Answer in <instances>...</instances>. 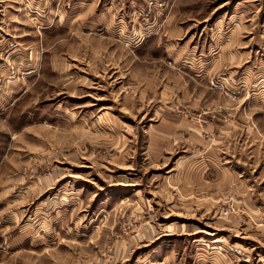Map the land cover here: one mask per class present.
<instances>
[{"label":"rangeland","instance_id":"374dc122","mask_svg":"<svg viewBox=\"0 0 264 264\" xmlns=\"http://www.w3.org/2000/svg\"><path fill=\"white\" fill-rule=\"evenodd\" d=\"M4 94L0 264H264V0H0Z\"/></svg>","mask_w":264,"mask_h":264},{"label":"crops","instance_id":"0c3cea01","mask_svg":"<svg viewBox=\"0 0 264 264\" xmlns=\"http://www.w3.org/2000/svg\"><path fill=\"white\" fill-rule=\"evenodd\" d=\"M192 52H195V49ZM191 61L192 60L191 59H188V58L183 59L182 60L183 67H188L189 68V67L194 66V63H192ZM201 65H204V64L201 63ZM10 101H11V98L9 97V95L4 94V95H1L0 96V116H4L3 113L9 109V107H10ZM1 160L2 159H0V163H1Z\"/></svg>","mask_w":264,"mask_h":264},{"label":"built area","instance_id":"2783aa9c","mask_svg":"<svg viewBox=\"0 0 264 264\" xmlns=\"http://www.w3.org/2000/svg\"><path fill=\"white\" fill-rule=\"evenodd\" d=\"M215 87H217V86H215Z\"/></svg>","mask_w":264,"mask_h":264}]
</instances>
